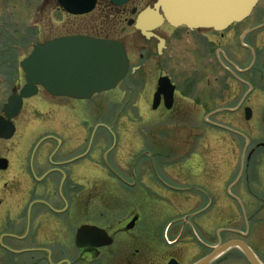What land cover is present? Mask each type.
Segmentation results:
<instances>
[{
    "label": "flooded vegetation",
    "instance_id": "af4514ba",
    "mask_svg": "<svg viewBox=\"0 0 264 264\" xmlns=\"http://www.w3.org/2000/svg\"><path fill=\"white\" fill-rule=\"evenodd\" d=\"M101 2L97 0L94 11L101 8ZM106 2L105 7L117 10L116 18L124 23L120 27L123 35L109 38L125 44L131 66L126 78L110 91L129 92L126 98L138 110L139 118L146 107L149 114L144 120L163 126L158 130L163 141L169 138L164 129L178 126L176 138L183 144L188 140L195 156L200 141L213 130L232 132L242 142L241 148L232 150L234 156H241L243 168L242 175L241 169L233 170L234 181L240 178L242 187L239 192L230 190L228 221L232 227L219 232L216 228L213 233L212 229L201 234L196 230V259L189 264L206 259L205 264H264V0H259L247 19L224 30L185 24L176 27L164 20L147 33L136 26L139 13L154 6L156 0H128L122 5ZM125 38L142 40L141 52L130 53ZM135 59L144 62L134 65ZM144 64L146 75L141 74ZM40 91L49 93L44 87ZM49 94L54 100L42 99L37 106L73 115V121L54 120L53 136L57 137L80 117L85 123L91 108L85 110L84 105L96 97ZM72 102L77 105L71 106ZM99 107L102 111L104 106ZM203 125L206 131H202ZM76 127L78 135L73 138L79 145L85 142V127L79 122ZM157 139L155 136L154 141ZM68 152L53 155L56 163L50 167L27 169L13 166L7 158L10 163L0 169V264H169L172 260L183 264L177 252L167 248L180 242L189 227L186 217L192 221L195 213L178 217V222L163 231L166 247L149 245L144 238L139 241L146 246L138 242L135 246L131 234L140 215L133 212L125 221L119 214L109 218L104 193L89 179L80 164L82 157L72 158ZM189 167L194 170L196 166ZM135 217L138 220L128 228ZM85 227H94L88 241L97 245H78V234ZM231 242L230 248L213 256Z\"/></svg>",
    "mask_w": 264,
    "mask_h": 264
},
{
    "label": "rangeland",
    "instance_id": "374dc122",
    "mask_svg": "<svg viewBox=\"0 0 264 264\" xmlns=\"http://www.w3.org/2000/svg\"><path fill=\"white\" fill-rule=\"evenodd\" d=\"M104 1L101 2L103 9L106 8ZM101 8L85 15H73L61 8L57 0H0V112L8 97L24 83L20 62L37 43L79 33L104 37L123 35L120 27L124 23L116 18L117 12L108 9L104 12ZM126 38L123 40L130 53L141 52L142 40ZM139 59H135L134 65L144 62ZM146 70L144 64L141 74L146 75ZM119 91L118 94L116 91L96 94L84 105L85 110L91 108L85 123L80 117L69 125L68 131L59 132L58 137L53 136L54 120L58 117L73 121V115L67 110L58 113L50 106H37L42 99L54 100L46 91H40L38 96L24 101L23 110L15 118L14 136L0 139V159H10L13 166L38 169V166L54 165L52 156L68 150L69 155H74L72 158L82 157L80 164L89 179L96 181V189L104 193L108 217L119 214L125 221L133 212L140 215L131 234L135 237L132 242L135 246L136 242L145 245L139 241L144 238L149 245L166 247L162 237L167 223L195 213L180 242L167 248L177 252L183 264H189L196 259V230L201 234L204 230L212 229L213 233L216 228L219 232L223 227H232L228 221L230 190L239 192L242 187V180L234 181L233 173V170L240 171L242 158L234 156L232 150L241 148L242 142L232 132L213 130L200 141L195 156L190 152L188 140L183 144L176 138L178 126H167L164 130L169 138L163 141L158 131L163 126L144 120L149 114L146 107L142 108L144 114L141 111L139 118L138 110L126 98L129 92ZM115 96H123L122 101L114 102ZM99 105L104 106L102 111ZM78 122L85 127V142L79 145L73 138ZM206 129L203 125L202 131ZM155 136L158 139L154 141ZM190 164L196 166L194 170H190ZM176 229L177 226L174 233Z\"/></svg>",
    "mask_w": 264,
    "mask_h": 264
},
{
    "label": "water",
    "instance_id": "95a60500",
    "mask_svg": "<svg viewBox=\"0 0 264 264\" xmlns=\"http://www.w3.org/2000/svg\"><path fill=\"white\" fill-rule=\"evenodd\" d=\"M97 0H58L66 11L72 14L91 12ZM122 5L128 0H111ZM153 7H147L139 14L136 26L148 32L153 25L167 20L173 26L188 25L191 28L209 27L224 30L234 22L247 18L259 0H156ZM160 9L164 15L160 13ZM21 67L26 83L18 94L8 98L0 114V139L14 136L16 126L13 119L23 107L24 99L38 93L43 86L53 95H67L87 99L117 87L130 70V60L123 42L114 39L96 38L90 35L61 36L38 43L24 60ZM8 165V159H0V168ZM136 219L129 227H132ZM82 228L77 242L82 248L97 245L89 242L91 229ZM89 233L88 236H86ZM87 241V243H86ZM110 243V242H108ZM226 244L213 256L227 249ZM246 250V249H245ZM209 259L195 264H205ZM255 262V261H254ZM169 264H175L172 260Z\"/></svg>",
    "mask_w": 264,
    "mask_h": 264
},
{
    "label": "trees",
    "instance_id": "16d2710c",
    "mask_svg": "<svg viewBox=\"0 0 264 264\" xmlns=\"http://www.w3.org/2000/svg\"><path fill=\"white\" fill-rule=\"evenodd\" d=\"M96 36H99V37H104V36H100V35H96Z\"/></svg>",
    "mask_w": 264,
    "mask_h": 264
}]
</instances>
